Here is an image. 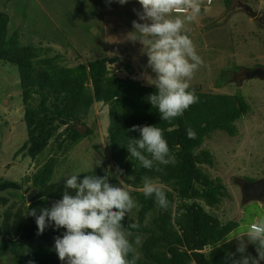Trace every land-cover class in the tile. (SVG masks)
I'll return each instance as SVG.
<instances>
[{"label":"trees","instance_id":"trees-1","mask_svg":"<svg viewBox=\"0 0 264 264\" xmlns=\"http://www.w3.org/2000/svg\"><path fill=\"white\" fill-rule=\"evenodd\" d=\"M8 24V16L0 13V62L17 68L25 106L23 119L27 140L19 151L22 158L34 161L51 140L54 141V153L69 152L84 138L79 134L78 126H84L83 121L91 107L97 103L106 106L110 158L105 174L112 175L109 179L113 183L121 180L127 183L140 205L138 211L134 210L135 221L127 217L123 221L125 226L128 223L139 225L132 237L140 239L137 264H231L223 243L238 224L234 221L222 223L207 210L217 208L222 199L227 198V192L219 179H212L202 169V166L211 168L214 159L201 147L213 132L236 136L235 123L249 110L244 98L239 94L227 96L196 91L199 102L170 125L162 121L157 109L147 102V97L156 91L155 87L131 79L135 69L129 63L123 69L127 77L120 78L108 69L116 64V58L101 57L72 68L57 65L47 58L38 60L39 53L34 47L17 46L15 35L7 40ZM134 125L164 129L174 163L161 166L160 171L142 168L127 153V140L139 138V133L129 131ZM61 127H65V131L59 132ZM188 128L197 133L195 139L187 137ZM89 134L90 130L85 136ZM57 163L52 157L25 179V183H30V191H36L38 200L24 208L39 210L61 198L64 181L50 183ZM93 171L98 176L105 175L100 167ZM145 177L166 186L170 201L167 210H161L153 199L144 197L141 189ZM10 188L19 190L21 185L0 178V193ZM16 197L22 204H27L26 197ZM12 221L18 238L0 239V258L7 261L3 264H63L52 246L55 231L52 227L45 230L44 243L37 244L34 240L39 235L34 217L26 215L23 223H16V216L7 212L4 230Z\"/></svg>","mask_w":264,"mask_h":264},{"label":"rangeland","instance_id":"rangeland-1","mask_svg":"<svg viewBox=\"0 0 264 264\" xmlns=\"http://www.w3.org/2000/svg\"><path fill=\"white\" fill-rule=\"evenodd\" d=\"M242 1L255 8V0ZM201 4V15L185 25L204 61L190 84L202 93L227 96L239 94L249 106L248 113L235 123L236 136L228 137L220 131L213 132L201 147L209 151L214 159L211 168L202 166V169L212 179H219L227 192V198L222 199L217 208L207 210L222 223L237 222L238 228L223 244L229 254L239 258L236 253L238 242L233 237L246 232L248 225L257 219L264 218L263 203L255 201L259 198L248 196L244 188L264 176V81L254 79L242 89L238 88L243 67L251 69L257 64H264V60H259L260 57L264 58V44L249 49L242 44L244 37L251 40L256 38L252 34L243 35L242 32H249L248 28H251L260 35L259 38H263L264 33L257 30L241 11L233 13L229 23L225 11L231 9L232 3L228 0H210L209 4L207 0H201ZM139 11L141 6L137 0H129L124 5L109 0H0V13L9 18L7 40L15 35L14 43L17 46L34 47L39 53L38 60L47 58L54 60L57 65L72 68L101 57L116 58V64L108 66L111 74L127 77L123 69L129 63L135 69L130 78L144 86H152L144 78L154 75L147 67V50H143V45L138 41L127 39L133 31L132 22H142L138 20ZM210 23L214 24L209 28ZM238 23L241 26L234 27ZM251 51L259 59L252 57ZM251 58L259 60L258 63L249 62ZM257 69L249 73L255 74ZM24 107L17 68L0 62V178L21 185L19 190L10 188L0 193V239L7 241L18 237L13 231L14 220L4 230L5 215L9 212L16 216V223L24 222L28 212L24 206L30 203L26 201V205L22 204L16 195L28 198L30 183H25V179L35 174L50 158L54 157L58 161L50 181L54 184L65 181L72 174L79 173L81 176L92 171V168L95 170L98 160L101 162L100 168L103 164L106 167L110 158L107 107L98 103L91 107L83 121L87 129L82 135L84 138L69 152L54 153V141L51 140L50 145L34 161L22 158L19 151L27 140ZM82 126H78V129ZM88 130L90 134L85 136ZM63 131L65 127L59 130ZM129 190H132L131 187ZM37 200L36 195L32 202ZM52 203L50 201L49 207ZM127 219L135 221L136 211L133 210ZM62 232L63 229L55 230L52 240ZM44 234L45 231L36 236L38 239L34 242L43 244ZM246 254L255 257V246L252 248L249 244Z\"/></svg>","mask_w":264,"mask_h":264},{"label":"clouds","instance_id":"clouds-1","mask_svg":"<svg viewBox=\"0 0 264 264\" xmlns=\"http://www.w3.org/2000/svg\"><path fill=\"white\" fill-rule=\"evenodd\" d=\"M124 5L129 0H109ZM141 11L132 22L133 31L127 39L138 41L147 50V67L154 74L145 76L156 91L147 102L156 108L162 121L172 125L190 106L199 102L196 90L190 84L195 72L204 63L193 39L186 30V22L201 15V0H137ZM184 13V15L173 14ZM129 131L139 138L127 140V153L147 170H161L174 163L164 129L158 126H132ZM189 139L197 133L186 130ZM100 160L95 167L100 166ZM121 173L122 169H118ZM105 174L94 173L80 178L79 173L68 176L59 200L50 207L29 208L26 215L35 218L37 235L52 227L63 229L54 238V250L63 264H137L139 237L133 239L136 223H123L139 202L132 196L124 181L113 183ZM145 198H151L161 210H167L170 201L166 186L145 177L141 189ZM233 238L238 242L236 253L229 254L231 264H261L264 262V218L248 225L246 232ZM254 245L257 255L246 254L248 245ZM3 264V258H0Z\"/></svg>","mask_w":264,"mask_h":264},{"label":"flooded vegetation","instance_id":"flooded-vegetation-1","mask_svg":"<svg viewBox=\"0 0 264 264\" xmlns=\"http://www.w3.org/2000/svg\"><path fill=\"white\" fill-rule=\"evenodd\" d=\"M229 2L232 3V5L230 6L231 9H229L228 11H225V18H227V21L230 23V17L232 16V14L236 13V12H243L249 19V21L254 25V27L263 32L264 33V0H255V8H252L250 6V4H248L247 2H244L242 0H228ZM248 1V0H247ZM253 1V0H252ZM213 2V0H212ZM228 6V5H227ZM226 6V7H227ZM214 23H210L208 25V27L210 28ZM238 26H241L240 23L238 24H234V27H237ZM238 28V27H237ZM241 27H239L238 30H240ZM249 32H242V34H252L256 39L255 40H251V39H248V38H245L244 37V40H243V45L246 46V47H249V49H251L253 46H261L262 44H264V36L263 38H259L260 35L256 34L251 28H248ZM257 50V49H256ZM251 54H252V51H251ZM252 57H257V59H259L258 55H251ZM254 58H251L249 60V62L251 63H258L259 60H264V58L260 57L259 60H255ZM254 59V60H252ZM255 68H258L256 71H255V74H251L249 73L251 70L255 69ZM264 70V64H257L255 65L254 67H252L251 69H246V68H242V72L239 76V85H238V88L239 89H242L243 86H245V84L248 82V81H251V80H254V79H261L260 76H258L259 72L260 71H263ZM264 81V80H263ZM264 179V176H260L258 180H262ZM254 182V181H253ZM244 185V184H243ZM242 185V186H243ZM254 193V192H253ZM256 194V192L254 193ZM255 201H260L261 203H263L264 205V194H261V197Z\"/></svg>","mask_w":264,"mask_h":264},{"label":"water","instance_id":"water-1","mask_svg":"<svg viewBox=\"0 0 264 264\" xmlns=\"http://www.w3.org/2000/svg\"><path fill=\"white\" fill-rule=\"evenodd\" d=\"M258 74H259L258 76H260V78L264 80V71H260ZM86 130H87L86 127L82 126L79 129V134L81 136L84 135ZM101 168L103 170V174H105L104 164L102 165ZM244 188H245V192L248 193L247 194L248 196L254 197V198H260L261 194H264V179L255 181L252 184L249 183ZM251 192H256V194L251 193ZM35 197H36V191H31V193L29 194V196L27 198V202L31 203L33 201V199H35Z\"/></svg>","mask_w":264,"mask_h":264},{"label":"built area","instance_id":"built-area-1","mask_svg":"<svg viewBox=\"0 0 264 264\" xmlns=\"http://www.w3.org/2000/svg\"><path fill=\"white\" fill-rule=\"evenodd\" d=\"M207 3L209 4L210 3V0H207ZM174 13H176V12H174ZM178 14V13H177Z\"/></svg>","mask_w":264,"mask_h":264},{"label":"bare ground","instance_id":"bare-ground-1","mask_svg":"<svg viewBox=\"0 0 264 264\" xmlns=\"http://www.w3.org/2000/svg\"><path fill=\"white\" fill-rule=\"evenodd\" d=\"M175 14H177V13H175ZM178 14H181V13H178Z\"/></svg>","mask_w":264,"mask_h":264}]
</instances>
